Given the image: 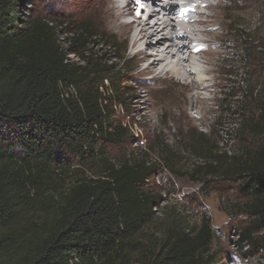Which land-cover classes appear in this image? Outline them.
Instances as JSON below:
<instances>
[{
  "label": "trees",
  "instance_id": "16d2710c",
  "mask_svg": "<svg viewBox=\"0 0 264 264\" xmlns=\"http://www.w3.org/2000/svg\"><path fill=\"white\" fill-rule=\"evenodd\" d=\"M22 2L0 0V264H137L134 252L138 264H205L208 221L142 242L158 198L147 188L152 165L95 149L117 132L113 65L88 49L102 33L86 17L64 41L67 22L24 15ZM239 126L255 143L229 155L193 143L207 156L191 176L205 193L231 186L243 200L239 242L254 247L264 231V106Z\"/></svg>",
  "mask_w": 264,
  "mask_h": 264
},
{
  "label": "rangeland",
  "instance_id": "374dc122",
  "mask_svg": "<svg viewBox=\"0 0 264 264\" xmlns=\"http://www.w3.org/2000/svg\"><path fill=\"white\" fill-rule=\"evenodd\" d=\"M109 4L110 0H23L20 10L24 15L67 22L60 28L64 41L72 33L73 21L86 17L102 33L88 49L108 59L107 67L113 65L107 76L117 89L111 96L116 115L112 122L117 132L114 141H102L95 149L116 161L143 158L146 165H152L147 188L158 198L152 218L138 238L148 243L164 238L169 229L194 234L208 221L212 250L205 264H264V231L256 235L258 244L254 247L239 242L243 200L231 186L205 193L202 182L191 176L194 167L207 156L197 148L200 144L229 155L242 143L250 147L256 141L244 126L239 128V122L264 106V0L228 1L232 23L227 34L229 50L216 61L221 71L216 98L208 103L212 111H206L201 119L197 110L185 102L186 85L175 78L145 84L131 77L144 65L133 55L135 48L130 47L135 25L128 31L111 26L106 12ZM137 5V0H132V6ZM108 44L113 46L111 50ZM68 57L79 61L78 55ZM146 92L154 103L149 115L144 114L142 101L137 102L134 95ZM94 163L98 170L101 162ZM137 254H132V261L138 264Z\"/></svg>",
  "mask_w": 264,
  "mask_h": 264
},
{
  "label": "bare ground",
  "instance_id": "6f19581e",
  "mask_svg": "<svg viewBox=\"0 0 264 264\" xmlns=\"http://www.w3.org/2000/svg\"><path fill=\"white\" fill-rule=\"evenodd\" d=\"M158 1L162 0H137L133 7L132 0H110L109 23L127 31L135 25L130 47L144 65L131 77L145 84L175 78L186 85L185 102L201 119L212 111L208 103L216 98L221 78L216 61L229 50L230 0ZM134 95L142 101L144 114H151L154 103L149 93Z\"/></svg>",
  "mask_w": 264,
  "mask_h": 264
}]
</instances>
